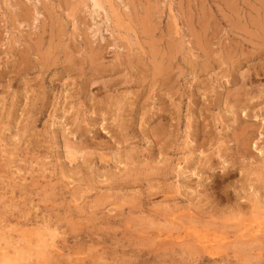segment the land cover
I'll return each mask as SVG.
<instances>
[{
  "label": "rangeland",
  "instance_id": "rangeland-1",
  "mask_svg": "<svg viewBox=\"0 0 264 264\" xmlns=\"http://www.w3.org/2000/svg\"><path fill=\"white\" fill-rule=\"evenodd\" d=\"M98 1L0 0V264H264V0Z\"/></svg>",
  "mask_w": 264,
  "mask_h": 264
},
{
  "label": "bare ground",
  "instance_id": "bare-ground-1",
  "mask_svg": "<svg viewBox=\"0 0 264 264\" xmlns=\"http://www.w3.org/2000/svg\"><path fill=\"white\" fill-rule=\"evenodd\" d=\"M93 6V14L95 17L99 16V12L102 10V6L98 0H91ZM231 8V6L229 7ZM235 12V11H234ZM237 12V11H236ZM204 16V15H203ZM210 20V19H209ZM261 21V20H260ZM143 22V21H142ZM146 24V23H145ZM259 25V24H258ZM98 28V27H97ZM201 28V27H200ZM264 30V29H263ZM204 31V30H203ZM199 37V36H198ZM151 43V42H150ZM155 56V55H154ZM157 67V66H156ZM165 69V68H164Z\"/></svg>",
  "mask_w": 264,
  "mask_h": 264
}]
</instances>
